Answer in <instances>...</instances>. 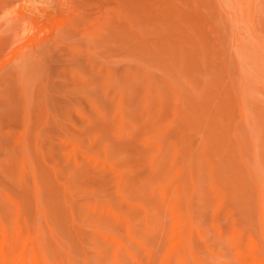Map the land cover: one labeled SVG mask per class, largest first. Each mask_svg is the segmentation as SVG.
I'll return each instance as SVG.
<instances>
[{"label":"rangeland","instance_id":"rangeland-1","mask_svg":"<svg viewBox=\"0 0 264 264\" xmlns=\"http://www.w3.org/2000/svg\"><path fill=\"white\" fill-rule=\"evenodd\" d=\"M0 264H264V0H0Z\"/></svg>","mask_w":264,"mask_h":264}]
</instances>
